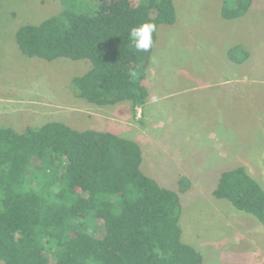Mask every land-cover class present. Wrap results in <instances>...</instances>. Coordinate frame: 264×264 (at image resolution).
<instances>
[{"label":"trees","instance_id":"trees-1","mask_svg":"<svg viewBox=\"0 0 264 264\" xmlns=\"http://www.w3.org/2000/svg\"><path fill=\"white\" fill-rule=\"evenodd\" d=\"M62 3L61 13L19 28L21 51L50 61L90 60L91 69L73 79L77 96L100 106L129 102L137 113L149 98L145 82L159 25L176 22L175 1ZM234 5L225 2V18L243 16L251 0ZM145 22L157 26L153 46L137 52L129 33ZM249 55L242 44L227 52L236 63ZM142 163L138 141L110 131L59 121L23 132L0 125V261L201 264L199 252L182 237L181 191L146 175ZM213 194L264 224V187L245 167L223 172Z\"/></svg>","mask_w":264,"mask_h":264},{"label":"rangeland","instance_id":"rangeland-1","mask_svg":"<svg viewBox=\"0 0 264 264\" xmlns=\"http://www.w3.org/2000/svg\"><path fill=\"white\" fill-rule=\"evenodd\" d=\"M174 1L176 22L159 25L145 82L149 98L137 113L129 102L100 106L77 96L73 79L91 69L90 60L50 61L20 51L19 28L61 13L62 0H0V91L9 83L21 85L31 93V105L39 100L41 108L32 111L28 121L13 118L18 132L53 121L85 130L96 121L102 131L135 138L143 150L142 171L181 191L182 237L199 252L201 264H264V224L212 193L221 176L212 162L223 153L231 149L237 156L234 164L244 167L264 152L259 142L264 131L257 117L264 116V93L252 100L244 87L247 79L248 89L264 86V78L247 76L264 75V0H251L249 10L233 19L222 15L223 6L237 1L234 6L239 7L242 0ZM237 44L249 48L248 62L235 64L228 58V49ZM227 80L231 82L226 85ZM248 100L261 111H253ZM227 136L232 142L222 141ZM173 153L195 170L205 169L181 175L186 178L184 190L182 177L177 181ZM253 175L264 187V174Z\"/></svg>","mask_w":264,"mask_h":264},{"label":"crops","instance_id":"crops-1","mask_svg":"<svg viewBox=\"0 0 264 264\" xmlns=\"http://www.w3.org/2000/svg\"><path fill=\"white\" fill-rule=\"evenodd\" d=\"M16 42H17V34H16ZM18 47H19V45H18ZM19 49H20V47H19ZM20 51H21V49H20ZM250 57H251V53H250V55L248 56V58L244 62H248L250 60ZM150 58H151V55H150ZM234 63L238 64L236 62H234ZM148 64H149V62H148ZM149 72H150V68L148 67V74H149ZM247 76L248 77H252V78H264L263 77L264 75L262 76L261 74H255V73H252V76L247 74ZM247 76H245V77H247ZM227 79H229V77ZM250 80L251 79H247V81H245L246 82V84H245L246 86H244V87L247 88V90H248L247 93L249 95L251 94L250 96H252V100H253V96H255L256 94H263L264 93V86H258L257 85L258 86L257 89H254V88L248 89L249 87H251V86H249L251 84L247 85V83L251 82ZM229 82H231V81L227 80V81L224 82V84L227 85ZM256 84L257 83L255 82V85ZM262 84H264V83H262ZM229 88H232V85H230ZM233 90L238 95V89L235 87V88H233ZM30 94L31 93H26V91H25L23 86H21V85H13L11 83H9L7 85V89L3 88L0 91V125L1 126H8V127L14 128V124L15 123H14L13 118L14 119L17 118L18 121H20L22 119H24V120L27 119V121H28V119L30 118L31 112L41 108V107H39V104H38L39 100H37L36 102L34 101L32 103V105H31V100H30L31 96H30ZM248 94H247V96L249 97ZM38 97H39V94H38L37 97H35V99H37ZM248 101H251V100H248ZM252 102L253 101H251V105H250V106H252L251 109L253 110V107L254 108L257 107L261 111V108L258 107V106H254V104L252 105ZM105 111H107V110H105ZM257 117L258 118L260 117L261 120H258V121L260 122L259 124L262 126V129L264 131V116L262 115V117H263L262 118L261 114H258ZM87 120L90 121L89 118H87ZM97 120L99 121L98 118H97ZM107 120H110V119L107 118ZM93 122L94 123L91 122L90 125H87L86 129H95V130H103L104 129V127H101V129H100V125L96 121H93ZM72 127H74V126H72ZM119 133H121V132H119ZM119 133H117V134H119ZM119 135H121V134H119ZM133 140H136V139L134 138ZM136 141H138V140H136ZM222 141L223 142H225V141L226 142H232V139H231V137L227 136V137H223ZM259 142L262 143L261 148L264 150V132H263V135H261V137H259ZM229 151L230 152L228 154L227 153H223V157L219 158L217 162H212L213 164L217 165V169H218L219 175H221L223 172H225L227 170H231L233 168L238 167V166H236L234 164L237 156L236 155H232L233 151H231V149H229ZM261 154H263L261 157L258 156V157L254 158V159H251V161H253L252 164L247 162L246 166H244L251 174H259V173L264 174V157H263L264 156V152L261 153ZM171 157H172V159L174 161L173 165L178 170V171H176V173L178 175L177 176V181H178L179 177H182L183 175L189 176V175H193V174L201 173V172L205 171V169L195 170L193 168L192 164L189 165L188 163H186V160H184L183 157H178V156L175 157L174 153H173V155H171ZM226 157H227V159H226ZM247 159H249V158H247ZM142 165H143V163H142ZM200 165H203V164H200ZM204 165L205 166L209 165V163H204ZM253 168H255V169H253ZM177 181H176V183H177ZM160 184L165 186V187H168V188L172 187V186L171 187L168 186V185H170L169 182H166L167 185L166 184H162V183H160ZM216 187L217 186L215 184L213 189H212V193L214 192Z\"/></svg>","mask_w":264,"mask_h":264},{"label":"clouds","instance_id":"clouds-1","mask_svg":"<svg viewBox=\"0 0 264 264\" xmlns=\"http://www.w3.org/2000/svg\"><path fill=\"white\" fill-rule=\"evenodd\" d=\"M157 26L152 22H145L131 28L129 33L130 48L137 52H148L153 46V33Z\"/></svg>","mask_w":264,"mask_h":264}]
</instances>
